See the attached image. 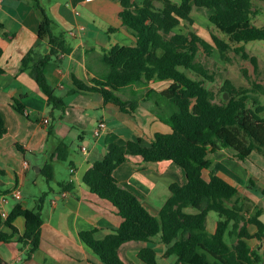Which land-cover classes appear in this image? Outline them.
I'll use <instances>...</instances> for the list:
<instances>
[{"label":"trees","instance_id":"1","mask_svg":"<svg viewBox=\"0 0 264 264\" xmlns=\"http://www.w3.org/2000/svg\"><path fill=\"white\" fill-rule=\"evenodd\" d=\"M34 4L41 16L39 37L48 39L51 49L49 54L41 56L31 49L22 61V70L30 71L47 95L52 110L59 113L67 105L48 82L45 67L71 48L64 36H54L55 22L39 0H34ZM121 5L118 16L136 38V44L103 50L100 61L108 68L107 72L94 78L92 86L73 76L76 89L71 92L100 93L105 103L132 113L139 102L135 98L124 100L119 93L145 88L146 101L153 103V112L171 126L172 132L156 133L148 147L140 138L126 144L112 143L104 157L94 162L84 176V184L99 198L113 204L123 221L101 240L95 238V230L83 231L82 241L104 264H128L120 255L122 245L131 241L150 242L156 237L166 246L163 257L175 255L177 264H261L262 257L248 241L253 237L262 239L264 223L259 213L251 218L243 214L242 206L236 201L239 189L212 171L208 153L228 149L242 162L254 151L264 156V103L259 97L264 96V84L252 81L251 87L236 86L227 79L221 88L222 102H217L216 94L207 87L209 81H215V74L197 59L201 48L211 56L215 47L223 61L229 60L231 50L241 53L244 59L249 58L243 46L235 48L233 44L264 41V26L253 23L259 13L253 0H143L141 4L136 0H121ZM195 8L211 10L209 22L228 40L211 33L212 44L193 31L176 32L182 21L194 24ZM251 60L257 70V58ZM157 82L169 84L157 90L151 86ZM15 103L16 109L23 112L22 104ZM61 118V115L57 117ZM6 132L0 113V139ZM59 151L61 159L68 158L69 149L64 143ZM133 156L148 163L171 161L186 174L185 184H171V195L158 216L144 206L137 194L122 187L115 176L116 169ZM41 172L48 182L54 179L52 164H46ZM60 187L72 191L74 183L60 182ZM48 195L46 192L37 199L35 210L17 203L6 218L0 211V243L13 241L19 233L16 219L25 218L26 230L17 242L26 248L27 260L33 258L40 245L42 210ZM211 212L219 216L213 233L207 230ZM249 223L258 228L254 236L248 230ZM138 255L146 264H158L157 252L151 247L141 248ZM0 264H3L1 257Z\"/></svg>","mask_w":264,"mask_h":264},{"label":"crops","instance_id":"2","mask_svg":"<svg viewBox=\"0 0 264 264\" xmlns=\"http://www.w3.org/2000/svg\"><path fill=\"white\" fill-rule=\"evenodd\" d=\"M39 2L55 22L54 36H64L71 48L70 52L54 57L45 67L48 82L64 97L67 107L63 112H54L30 71L22 70V61L31 49H35L38 56L49 54L51 49L49 40L39 37L41 16L34 0H1L0 113L7 132L0 139V192L3 193L0 194V209L9 213L21 203L35 210L37 199L46 192L49 195L42 210L40 245L33 258L25 259L26 248L17 242L26 230V220L22 216L15 221L19 233L14 235L13 241L0 243V257L3 264H104L84 244L80 233L95 230V238L101 240L118 229L123 219L113 204L89 190L84 184L85 174L95 161L104 157L110 144H126L140 138L148 147L156 133H171L172 128L155 115L153 103L145 99V88L119 93L124 100L135 98L139 102L132 113L122 111L113 103H105L100 93L71 92L76 89L73 76L92 86L94 78L107 72L100 61L103 50L115 45L136 44V38L118 16L122 10L121 0ZM168 84L157 82L151 86L163 90ZM15 101L22 104L23 112L16 109ZM60 115L62 118L58 120ZM100 122L106 123V129L96 137L95 130ZM62 143L69 149L67 159L60 157ZM208 158L212 171L239 189L236 201L242 206L243 214L251 218L259 213L264 223V156L254 151L242 162L231 150L222 149L209 152ZM49 163L54 169V179L46 180L43 190L38 177ZM115 176L120 185L137 194L155 216L170 197L171 184L187 182L184 170L175 163H148L139 156L130 157L120 165ZM208 176L209 171H206L205 177ZM60 182H73L74 189L63 190ZM17 191L20 198L13 197ZM24 191L29 192L30 197H24ZM6 193L9 194L4 195ZM3 197L7 199L5 204L1 201ZM247 226L252 236L258 232L254 224ZM4 230L12 233L9 228ZM248 243L264 264V236L262 239L253 237ZM144 247L156 250L158 264H177L175 255L163 257L166 246L158 237L150 242L125 243L120 255L128 264H146L138 255Z\"/></svg>","mask_w":264,"mask_h":264},{"label":"rangeland","instance_id":"3","mask_svg":"<svg viewBox=\"0 0 264 264\" xmlns=\"http://www.w3.org/2000/svg\"><path fill=\"white\" fill-rule=\"evenodd\" d=\"M253 3L254 7L259 12L255 20H253V23L258 27H262L264 26V1L253 0ZM157 5L160 6L161 4L157 2ZM210 14H212L211 10L195 8L192 12L194 24L182 21V23L176 28V32L188 34L193 31L212 44L214 43L211 38V33L228 40L227 36L209 22ZM233 46L235 48L243 46L245 51L249 54V58L244 59L241 53L231 50L229 53V60L223 61L216 47L213 49L211 56H207L202 48L197 54L198 61L202 62L210 70V73L215 74V81H209L207 87L216 94L217 102H222L223 93L221 92V88L227 79L231 80L236 86L251 87L252 81L264 84V41L257 40L242 42L240 44H233ZM252 57H256L258 60L257 70L251 60ZM105 68L108 70L106 66ZM244 71H246L248 76ZM189 74L196 77L194 73ZM247 77H249L250 80ZM259 97L261 102L264 103V96L260 95ZM38 178V183H40L43 186L42 189L45 190L47 186L46 178L43 175H39ZM24 197H30L29 192L24 191ZM218 220L219 216L217 213L211 212L209 214L207 222V230L209 233H213ZM227 240L229 241L228 238Z\"/></svg>","mask_w":264,"mask_h":264},{"label":"built area","instance_id":"4","mask_svg":"<svg viewBox=\"0 0 264 264\" xmlns=\"http://www.w3.org/2000/svg\"><path fill=\"white\" fill-rule=\"evenodd\" d=\"M0 2H1V0H0ZM45 122H48V120H46ZM105 129H106V123L105 122H100L98 127H97V129L95 130V136L99 137L101 135V133ZM82 150L85 152L86 148L83 147ZM13 197L14 198H20L21 196H20V193L17 191V192L13 193ZM1 201H2L3 204H5L7 202L6 197H3ZM0 211H1V213H2L4 218H6L8 216V214H9L5 209H0Z\"/></svg>","mask_w":264,"mask_h":264},{"label":"water","instance_id":"5","mask_svg":"<svg viewBox=\"0 0 264 264\" xmlns=\"http://www.w3.org/2000/svg\"><path fill=\"white\" fill-rule=\"evenodd\" d=\"M225 97H226V98H228V96H227V95H226Z\"/></svg>","mask_w":264,"mask_h":264}]
</instances>
